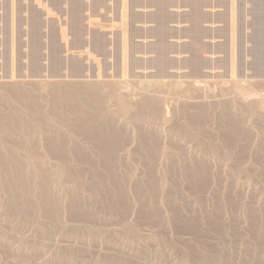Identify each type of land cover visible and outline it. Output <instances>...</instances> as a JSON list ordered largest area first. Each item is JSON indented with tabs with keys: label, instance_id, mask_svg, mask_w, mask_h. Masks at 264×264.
Listing matches in <instances>:
<instances>
[{
	"label": "bare ground",
	"instance_id": "bare-ground-1",
	"mask_svg": "<svg viewBox=\"0 0 264 264\" xmlns=\"http://www.w3.org/2000/svg\"><path fill=\"white\" fill-rule=\"evenodd\" d=\"M66 1H68V11L70 9L71 35L74 36L70 44L75 48H84L83 52L89 56H94V54L103 57L108 56L106 47L108 48L110 43H107L103 35L89 32L87 43L82 41L84 28L81 0ZM104 1L94 0L97 5ZM141 1L123 0L122 32L121 38H119L122 46L120 44L119 47L114 45L113 54L117 56V50L121 47V51L124 52L122 55L125 67L127 60L131 58H128L129 55L126 56V51L131 54L139 53L138 51L141 49H147L146 52H153L158 55L156 62H153L154 64L157 63L155 66H158L161 73L174 64L167 57V54L176 52L174 45L168 42L169 38H174V33L172 35L167 30V24L169 22H181L186 17L192 23V29L199 31L202 23L206 22L208 17L201 10L202 0H185L178 7L181 9L185 7L186 3L192 9L189 14L178 15L179 17L168 14L169 0H148L149 7H156V12L146 16L145 20H147L146 22L157 23L159 34L158 36L151 33L143 35L139 29L129 28L130 21L132 23L144 22L145 20L141 19L142 16L139 17L140 15L135 13L132 15L133 12H130L128 16V12L131 11L129 8L143 7ZM51 2L54 6L61 4V0H51ZM144 4L147 5L146 2ZM39 7L41 6L39 5ZM255 10L261 12L260 7ZM32 13L30 40H26V82L15 80L14 75L10 76L9 81H0V247L6 259L5 261L0 259V264H70L76 256V251L70 243L74 241L80 243L84 240H88L87 242L98 241L105 234L104 230L96 225L100 215L104 213L111 215L116 210V207L111 205L108 199L125 203L127 200L125 190L130 183L138 195L137 204H140L142 209L146 210L149 204L161 201L180 214L182 208L179 207V200L182 198L174 197L173 191L176 194L177 192L178 194L181 193V183L177 184L176 181H171V178L174 177L172 170L176 168L180 170H178L180 172L178 175L188 174L191 177L188 180H191L189 185L193 191L198 190L200 192L212 183L210 182L212 177L217 176L216 173L213 176H211L212 173L210 174V169L214 164L218 167L221 166L222 169L227 167L225 172L229 179L226 180L228 182L226 185L228 194L229 188L233 186L231 184H234L237 179H243L241 185L253 186L251 184H253L254 176L247 171L248 168L246 170L241 166L245 160L248 163L249 159L264 163V82L247 81L241 83L232 79L229 82L230 86L226 88L222 84L220 91L217 90L219 95H214L216 94L214 91L208 90L207 86L198 80L192 82L193 84L190 82L186 86L179 81L177 84L174 82L175 85L172 83L171 86L169 81L167 83L151 80L152 82L143 83L141 88L137 86L140 90L138 88L133 90L128 87L125 74L123 77L121 76L123 80H104V76L98 74L94 76L91 69L86 67L79 57L82 54L63 56L64 47L57 41L56 36L50 40L47 37L49 41L43 45L41 40L44 39V35L41 32L40 12L33 10ZM224 16L220 17L222 20L220 22H225ZM126 18L130 19L127 20ZM257 19L255 40L258 43L260 37L262 38V26H260L261 19L259 16ZM230 21L229 28L231 27V30L228 33L230 34L232 49L236 30L233 20L230 19ZM224 31L221 30L220 36L223 37ZM66 32V28L61 29L65 48L67 45L71 47L70 41L68 42V37L65 35ZM186 33L181 31L178 38L186 37ZM54 34L56 35L55 32ZM142 37L154 38L158 41L146 47H140L133 42V39ZM203 46L198 45L196 51L192 53L191 60L187 62V66L192 68L193 76H198L200 67H203L204 61L197 54L198 49H203ZM185 48L188 51L191 49ZM220 50L226 52L227 46H221ZM66 51L68 52L69 49ZM230 53L231 58H233V49ZM134 61L137 63L138 60L134 59ZM158 63L161 68H159ZM259 63L258 67L262 64ZM134 65L133 63L132 67ZM163 73L161 74L163 75ZM166 75L164 74V76ZM94 77L96 78L93 80ZM113 78L116 77L113 76ZM204 83L206 84V82ZM211 91L214 94L210 93ZM181 118L185 120V125H180L181 121L179 120H182ZM210 118L217 123H215V126L218 127L217 133H219L220 138L222 136L221 139L219 138V142H217L218 135L216 138L215 134L210 133L208 135L202 131L204 122ZM255 118V123H253ZM121 121L122 125L132 127V132L131 129H128L131 134L130 138H128L129 134L122 132ZM249 122H252L251 125ZM255 125L259 134L257 135V143L253 147L252 136ZM124 127L123 131L126 130ZM164 136L168 139L166 145L161 141ZM40 140L43 142L41 147H44V149L42 148L43 152L40 149L43 156L28 155L30 154L28 151H31L30 146H33L32 149H34V146L41 142ZM126 141H129L128 146L132 142L131 147L135 143L136 150L139 149L142 153L144 163L147 162L146 174H143L144 178H137L131 170L121 173L117 168V153L120 152ZM190 143H193L197 150L192 147L194 150L190 151ZM19 145L30 148L26 151L28 153L26 154L25 150L24 152L19 150L21 154H25L19 155L18 149H21L18 147ZM124 146L127 148L126 145ZM92 148L97 152V156L92 155L91 152L93 151H89ZM44 150L49 157L44 156ZM35 154L37 156V153ZM73 160L81 161L82 165L85 163L83 167L88 169L87 173L89 171L88 174L96 181L94 183L84 182L82 180L83 173H79L78 169H73V166L70 167L69 163ZM157 160L158 162L161 160L160 164L163 167L160 169L156 168V163L159 165ZM261 175L264 177V172ZM219 178L216 177V181ZM220 180L223 182L222 178ZM185 183L187 184L188 181ZM259 188H261V194L264 196V185L259 186ZM215 190H212L213 193H211L215 195L214 214H210L213 216V221L209 220L214 223L210 224L209 222L208 224L214 225V228L210 227L212 230L217 229V233H220L221 236L223 233L221 234L222 231L220 232L221 229L218 228L221 212H223L221 210L224 206L228 208V204L230 202L232 204L234 200H230L232 198L230 195L227 200L228 204L225 202V205V200L220 203L219 192L216 191L218 193H215ZM82 191L89 193L85 192L87 197L83 200L81 198ZM261 202L263 204V201ZM212 204L214 205V203ZM92 206L97 209H93ZM244 209L245 211L248 210L247 207ZM127 211V208H123L121 216ZM210 211L212 212V210ZM254 214L256 215V212ZM69 216L83 221V225L76 226L74 223L75 226L69 227L70 224L68 225L66 221L70 218ZM206 216L207 219H211L208 218V215ZM253 217L255 216L253 215ZM197 222L189 224V228L199 234L197 227L199 223L197 224ZM256 222L251 221V227L254 231H257L256 224H259ZM28 226L34 229L36 236L27 237L26 234L21 233L20 229L23 227L24 231V228ZM59 234L68 242L70 241L67 246H61L63 247L62 250L55 246L56 244L48 245L46 243V241H53L56 236L59 237ZM123 236L126 243H137V245H143L142 242L145 239L135 225L128 223H123ZM222 244H216L214 248L203 251L197 250L190 244V248L185 255L183 254L182 259L177 261V264H233L227 248ZM253 246L255 247L252 251L243 253L245 257L252 255L253 259L258 257L259 245L253 244ZM153 254L160 257L163 251L157 249ZM133 257L135 260L140 258L137 255ZM111 258V260L97 258L95 261L84 264H132L127 259H121V256ZM248 261L245 259L241 264H249Z\"/></svg>",
	"mask_w": 264,
	"mask_h": 264
},
{
	"label": "rangeland",
	"instance_id": "rangeland-1",
	"mask_svg": "<svg viewBox=\"0 0 264 264\" xmlns=\"http://www.w3.org/2000/svg\"><path fill=\"white\" fill-rule=\"evenodd\" d=\"M36 1H38V3H36ZM36 1L35 0H0V81H9L10 76L14 75L16 77L15 80H19V81L23 80L24 82H26V40L27 41L30 40L29 39V36L31 35L30 22L33 19L32 11L37 10L38 12H40V21L42 25L41 32L44 35V39L41 40L43 45H46L47 43L46 41H49L50 39L56 36L57 41H59L62 47H64L63 56H68V54L69 56H74V55L79 56V54H82V56L79 57L83 60V63L86 65V67L91 69L94 76H97V74L104 76L105 78L104 80H109V81L112 79L123 80L121 78L125 74L124 77H126L125 79L126 81H128L127 85L130 89L132 88L133 90H137V88L142 86L143 83L149 81L150 82L163 81L167 83L169 81L170 82L169 84L171 86L173 85L172 83L174 82L176 84L181 82V84L183 83L182 85L186 86V84L189 85L190 82H191L190 84H193L192 82L198 80V81H202L203 82L202 84L204 86H207L208 90H212L216 94H214L212 91L210 93L214 95H219L217 93L218 91H220V88H222L223 85H225L226 88L230 86L229 82L232 79L236 81L238 80V82L241 83H245L247 81H254L260 83L264 82L263 80L264 79V0H259V1L258 0L256 1L255 0H202L201 10L203 14H205L208 17V19L206 20V22L202 23L201 29L199 31L192 29V23H190L186 17L183 18L181 22L179 21L169 22L167 24V30L171 32L172 35L174 33L173 35L174 38H169L168 42L174 45V47L176 48V52L167 54V57L170 60H172L174 64L173 66L165 69L166 72L165 70L162 71L161 73L165 72L163 73V75L160 73V69H158V66L157 67L155 66L157 65V63L154 64L153 62L158 59V55L153 52L151 53L146 52L147 49L146 50L141 49L140 51H138L139 53H131V54H129V52L126 51L125 52L126 56L129 55L128 58L131 57L130 59L127 60L128 64L126 63L128 67L126 65L124 67V58L122 55V53L124 54V52L121 51L122 50L121 47L120 49L117 48L118 55L114 56L113 52L115 51L114 50L115 46L119 47V44L122 46L121 39L119 38H121V32H122L121 30H122V20H123L122 17L123 0H105L104 2L98 5L94 2V0H81V3L83 5L82 25L84 28V34L81 37L82 41L85 44L87 43L89 32L103 35L107 40V43L108 44L110 43L108 48L106 47V50L108 49L107 51L109 53L108 56L106 57L100 55L98 56L96 54H94V56H89L85 52H83L84 48H75L73 47V45L70 44L72 43V39L74 38V36L71 35V29H70L71 21L69 20L70 9L68 11V3H67L68 1L61 0V4L59 6L52 5L51 0H36ZM147 1L148 0L141 1L143 2V4L141 3L143 7L136 6L135 8L134 7L129 8L131 9V11L128 10L129 11L128 16L130 15V12L131 13L133 12L132 15L134 13L140 15L139 17L142 16L141 19H143L144 21L146 16H148L153 12H156V7H149ZM184 1L185 0H169L168 3L170 5H168L167 7L168 14H172L175 16L189 14L192 7L186 5V3H185V7H182L181 9L180 7H178L179 5L183 4ZM144 2H146L148 7L147 5L144 4ZM258 3L261 4L259 5ZM39 5L41 7H39ZM256 6L260 7L261 12L255 10L259 8ZM222 15H225L224 16L225 22H220L222 21L220 19ZM257 16H259V18L261 19L260 26H262L261 27L262 38L260 37L258 43L255 40V34H256L255 23L258 20ZM126 19L129 20L130 18H126ZM230 19L233 20L234 28L236 30L235 31L236 34L233 38L234 42L232 45L233 58H231L230 56L231 54L230 51L232 49L230 42L231 40L230 34L228 33L230 32L229 30H231V27L229 28L231 22ZM146 21L147 20H145L144 22H136V23L133 22L134 24L132 23V21H130L129 28L132 29L133 27L137 30L139 29L143 33V35H147V33H151L152 35L156 34L155 36H158L159 34L158 24L154 22H150V21L146 22ZM207 21H211V22H207ZM65 28L67 29L65 35H67L68 42L70 41L69 44L71 45V47L67 45L66 48H65V40L61 36V29H65ZM221 30L223 31L225 30L224 31L225 33L223 32L224 33L223 37L222 35L220 36ZM181 31L187 33H186V37L179 39L178 35L181 34ZM54 32L56 33V35L54 34ZM47 37L49 40L47 39ZM157 41L154 38L146 39V37L133 39V42H135L137 45H140V47H146L151 44H155ZM198 45L199 46L204 45L203 49L200 48L198 49L197 54L199 55L200 59L204 61L207 65L203 62L202 65L203 67H200L201 68L199 72L200 74L198 76L194 75L195 76L194 77L192 74L193 73L192 68H189V66H187V62L191 60L192 53L193 51H196ZM220 45L227 46L226 52L225 51L222 52L220 50L221 47ZM185 47L191 48L190 51H188V49H186ZM68 49L69 51L67 52L66 50ZM134 59L138 60L137 63H135ZM257 61L258 63L259 62L262 63V64L259 63L260 67H258ZM133 63L135 65L132 67ZM159 68H161L160 64H159ZM125 71L126 73H123ZM164 74H167L166 75L167 77L164 76ZM113 76H115L116 78H113ZM95 78L96 77H94L93 80ZM204 82H206V84ZM213 82L217 83L216 84L217 87ZM140 88H138V90H140ZM195 96L197 97V95ZM201 99L200 101H202ZM196 100L199 101V99ZM213 115L215 114L213 113ZM211 119L212 118L208 119L209 121L207 120L204 122L203 124L204 130L202 129V131H205V133H207L208 135H210L211 133L212 135L215 134V136L216 135L219 136V133H217L218 127L215 126L217 123L213 119L211 121ZM255 120L256 118L254 119V121L252 120L251 121L255 123ZM179 121H181L180 125H185L184 119ZM182 122L183 124H181ZM252 122H249L250 123L249 125H251ZM122 124L123 123L121 121L120 125L122 126L121 127L122 132H124L127 135L129 134L128 138H130L131 134L129 132L130 130L128 129H131L132 127L129 128ZM123 127L126 130L123 131ZM257 127L256 125L253 127V129L255 128L253 130L254 133L252 136L253 147H255V143H257L258 140L257 135L259 134V132L257 131L258 130ZM218 136H216V138ZM219 138L220 136L217 138L218 140L217 142H219ZM161 139H163L161 141L165 143L164 145H166L168 139H166L165 136L162 137ZM164 139L166 140V142ZM41 143L43 144L42 141L40 143H37L34 146L35 147L34 149H32L33 146H30L31 148L30 149V148H26V146L22 147V145L21 146L19 145L18 147H21V149L20 148L18 149L19 155L24 154V153L21 154L20 152L21 150L22 152H24V150L26 152L28 149H30L31 151H28L30 152V154L28 155H33L35 157L43 156L42 152L44 147H41L42 145ZM127 143H129V141L128 142L126 141V143L124 144L126 145L127 148H125V146L123 145L124 147V148L122 147L123 150L121 149L120 152L117 153L118 156L117 168L121 173H123L124 171L126 172L128 170H131L132 172H134V174H136L137 178H144L143 174H146L145 167H147L146 165L147 162L144 163L145 161L142 158L143 156H141L142 153L139 149L138 150L140 152L136 150L137 147L135 146L136 145L135 143L132 144V147H131L132 142L129 144L130 146H128ZM192 144L191 143L189 144V148L190 146L191 148L194 147V144L193 146ZM66 147L69 148L68 145H66ZM191 148L190 151L194 150L196 147H194V149ZM40 149H42V152ZM89 151L90 152L93 151L91 152L92 155L97 156L96 154L97 152L93 150V148L92 150ZM28 152H26V154ZM35 153H37V156ZM45 155L46 152L44 156ZM139 158H142L143 160ZM177 160L179 159L177 158ZM160 162L161 160H159L158 162L159 165L156 163L157 165L156 168L160 169L161 167H163L160 164ZM245 162L242 163L243 165L241 164L242 165L241 167L246 170L248 168L247 171H249L254 176L253 184H251L253 186L251 187L247 186L248 187L247 188L246 185H241L242 184L241 181H243V179L242 180L237 179L235 180L234 184H231L234 187L231 186L229 188V194H228L226 185L229 179L227 178V174L225 172V170H227L226 169L227 167H224L225 169L224 168L222 169L221 166L218 167L216 165L219 168L218 170V168L214 164L212 165V169H210L211 170L210 174L212 173L211 176H213V174L216 173L217 174L216 177L219 178L220 176V178L217 179L216 181L215 179L216 177L215 178L212 177L213 180L211 179L210 181L212 183L208 184L209 186L206 187L207 189L205 188L204 190H200L201 192L200 193L198 190L193 191L192 187L189 185V181L191 180L188 179L191 177H189L188 174H184L182 175L183 177L185 176L183 178L182 176L178 175L180 173L179 172L180 170L176 168L177 170L176 169H174L175 171L172 170L174 172L172 173V176L174 177L173 178L170 177V178L172 179L171 181L173 182L176 181L175 183L177 184L179 182L181 183V184L179 183L181 185V186L179 185L181 193L178 194L177 192L176 194L173 191L174 197H177L178 199L182 198V200H179L180 201L179 207L182 208L180 214L177 213L175 210H172L171 206L169 205L167 206L163 204L161 201H157L156 203L149 204V206L146 207V210L142 209L141 205L137 204L138 201L137 199L139 198L135 192V189L132 188L133 185L130 183L132 186L129 184L125 190L127 197L125 203H121L113 199H108V202L111 205L115 206L116 210L114 211V214L111 215L106 213L100 215V218L96 222V225L101 227L104 230L105 234H103L101 238L98 239V241L87 242L88 240L87 241L84 240V242H80V243L75 241L70 243V241L68 242V240H65V238L62 237V235L60 236L59 234V237L56 236L57 238L55 237L53 241H46V243L48 245L56 244L55 246L60 247V249L63 248L61 246L63 245L67 246L70 243L74 248V250L76 251V256L70 262V264H84L85 262L95 261L97 258H102L104 260H109V259L111 260L112 259L111 257L114 256H121V259H127L131 261L132 264H177V261L179 259H182L183 254L185 255L186 251L190 248V244H192L193 247H195L197 250L203 251V250L212 249L214 248V245L219 243L220 244L223 243L222 245L225 248H227V252L233 264H241L242 261L245 259L249 260L248 261L249 264L252 263L264 264V232H263L264 231L263 229L264 228L263 227L264 226V196L261 194L262 193L261 188H259V186L262 187L264 185V177L263 175H261L262 172H264L263 171L264 163L256 162L254 159L252 160L249 159L248 163L246 160ZM84 164L85 163H83L82 165L81 161H77V160H73L71 161V163H69L70 167L73 166L74 167L73 169L75 170L78 169L77 171L79 173L81 174L83 173L84 177L82 178V180L84 182L94 183V181L96 180H94L92 176L88 174L89 171L87 173L88 169L86 167H83L85 166ZM221 169L222 172L224 171L223 173L221 172ZM259 172L261 173L259 174ZM176 175L178 176V178ZM221 178L223 179V182L222 180H220ZM187 181L188 183L186 184L185 182ZM216 183L219 185H217ZM214 187L215 189L216 188L217 189L215 190ZM212 190L213 191L215 190V193L219 192L218 194L220 195L219 198L220 203H223L224 200H225L224 203L225 202L227 203L228 196L230 195H231L230 197L233 198V199L231 198L230 200H234L232 201V204L229 200L230 203L229 204L227 203L228 208L227 206L226 207L224 206L225 209L223 208L221 210L223 212H221L218 228L219 230L221 229L220 230V232L222 231L221 234L223 233L222 235H225L223 237L222 235L220 236V233H217V229L212 230V228H214L213 227L214 225L208 224L210 222L209 220L213 221L212 220L213 216H210V214L211 215L214 214L213 208L215 207V199H214L215 195L211 194L213 193ZM85 192L87 191L81 192L82 200L86 199L87 197ZM261 201H263V204ZM212 203H214V205ZM203 205L204 207H202ZM244 206H246L248 210L245 211L244 208L246 207ZM231 207H233L234 210ZM235 207L238 209L235 210L236 209ZM92 208L97 209L95 208V206H92ZM123 208H127L128 211L121 216ZM226 208L229 210H227ZM210 210H212V212ZM226 211L229 213H227ZM255 212L256 215L254 214ZM206 215H208V218L211 219H207ZM253 215L255 217H253ZM198 218L202 220L198 221L199 220ZM252 220L254 222L257 221L256 223H259L256 224L257 225L256 226L257 231L255 230L256 232L252 230L251 227ZM66 221L68 225L70 224L69 227H71V225L75 226V224L76 226L83 225V221L74 219L72 217L66 219ZM192 221L193 222L198 221L197 224L198 223L199 224L197 227L200 232L199 234H197L194 230H191L189 228V224L191 225L193 223ZM123 223L132 224L137 227L142 237H145L144 241L142 242L143 245H139V244L137 245V243L136 244L126 243L123 236ZM213 223L214 222H210V224ZM210 226H212V228ZM22 228L20 229L22 231L21 233L26 234L27 237L36 236V233L31 226L25 227L27 230L24 228V231ZM253 244L259 245L258 249L260 250V252L256 259L252 258L253 255L249 257H245L243 255V253L245 252L252 251V249L255 247L253 246ZM57 249L60 250L59 248ZM157 249H161L163 251V254L162 255L160 254V257H156L155 254H153L154 251H156ZM2 253L3 252L1 251V247H0V259L1 261H5L6 259L4 258V255ZM134 255H137L140 258L135 260L133 259Z\"/></svg>",
	"mask_w": 264,
	"mask_h": 264
}]
</instances>
